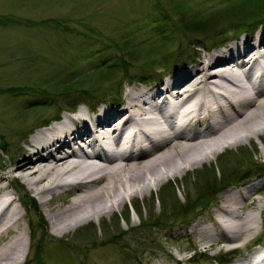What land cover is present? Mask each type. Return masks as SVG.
Returning a JSON list of instances; mask_svg holds the SVG:
<instances>
[{"label":"bare ground","instance_id":"obj_1","mask_svg":"<svg viewBox=\"0 0 264 264\" xmlns=\"http://www.w3.org/2000/svg\"><path fill=\"white\" fill-rule=\"evenodd\" d=\"M125 102L94 115L83 109L66 115L33 134L20 157L2 165L0 264H22L30 251L29 213L22 214L16 192L9 191L12 182L26 185L49 218L52 234L64 237L164 185L172 173H184L260 135L264 29L255 36H231L223 50L204 55L162 86L128 91ZM248 178L255 180L221 196L216 224H194L192 233L205 245L248 241L249 232L258 231L254 213L241 211L264 187V177ZM60 196L70 197L56 203ZM248 259L236 263L264 264V248Z\"/></svg>","mask_w":264,"mask_h":264},{"label":"rangeland","instance_id":"obj_2","mask_svg":"<svg viewBox=\"0 0 264 264\" xmlns=\"http://www.w3.org/2000/svg\"><path fill=\"white\" fill-rule=\"evenodd\" d=\"M156 1L0 0V16H3V18L7 17L15 22L21 19L52 20L53 23L51 24H56L55 22L62 23L71 28L77 27L81 33L96 31V33L99 32L104 36L99 38L95 34V36L88 35L80 39L83 36L62 34L52 29L53 27L40 30L36 27L30 28V26L15 22H13V25L12 23L0 25V89L20 85L33 86L41 82L40 79L60 74L59 69L62 71L61 75L63 77L72 75L75 71L91 74L94 68L100 64L101 59H109V56L103 58L97 53L100 50L103 38L113 37L119 40L129 32H134L136 34L131 33V36L134 37L136 43H145V49L148 50L155 45H160L153 39L157 41L161 36L157 35L158 32L151 31L153 27L150 25L152 17L159 19L158 10H163L161 7L157 8ZM162 1L164 3L168 2V0ZM180 1L187 2L192 10V15L200 11L201 16H203L212 11L214 13L224 10L225 5L234 0ZM238 1L235 0V2ZM214 27L213 24L210 28L213 29ZM166 29L169 30L170 27L166 25L164 31ZM232 30L234 29H231L228 33L229 38L235 35ZM164 31L161 30L160 32ZM207 33V28H203L202 31H195L191 35L192 39L198 41V43L205 40L202 47L200 45L190 46L188 40L183 39L178 32L172 35L174 42L171 45L172 51L177 47L178 49L181 48L187 58L182 55L179 63L175 64L177 67L174 66V68L172 63L167 65L166 68L160 64L157 73H161L166 78V76L174 73L175 68L180 69L184 65L189 68V63L193 64L204 55L214 52L217 50H214V48L223 46L228 40L227 34L226 38L219 34L218 36L221 39L215 44L204 39ZM252 34H254V31L249 33V35ZM164 48L168 49L165 46ZM150 54L153 55V53H145L143 54L145 56L143 60L132 63L135 64V66L129 68L132 79L124 80L122 86L118 83L124 75L116 76V78L104 82L103 87L100 89L99 84H95L96 87H93V92L91 91L85 96L83 93L78 95L75 92L79 98L76 106L70 110L66 108L69 103L68 97L63 96L62 92L50 96L51 99H54V103H52L50 109H45V111L33 108L28 101L30 100L29 96L20 95L13 98L5 96L9 93H0V172H4L5 164L14 162L15 159L20 157L19 150L25 148L27 141L33 134L43 129L42 125H52L54 117L63 118L70 115L69 112L76 113L81 109L90 110L93 113L114 106L115 104L109 102H99L97 105L92 106L88 102V100H97L98 97H101L102 92L99 91L102 88H111L112 82L116 85L115 88H119L117 89L120 91L119 101L123 103L122 107H124L128 91L144 85L137 81V77L143 70H147V68L142 69V64L147 62ZM118 55L119 51L117 52ZM155 55L156 52L151 57L152 60L154 59L157 63L163 61L162 51L156 57ZM166 70L169 72L167 73ZM64 79L66 80V77ZM145 84L151 87L156 86V83H152L154 85ZM87 87L91 88L92 86L89 84ZM260 131V135L254 134L249 140L245 138L244 142L228 147V150L222 151L220 156H216L202 165L191 167L181 174L172 173L166 179L164 185L155 187L150 192H145V195L140 193L133 198H129L124 206L116 209L113 214L102 216L101 219L95 218L82 227L71 230L64 237L52 234V227L45 211L41 205L40 208L38 207V200L23 184L28 190L29 197L34 198L41 212V218H38L35 213L30 214L29 217L27 216V223L30 222L27 225L30 232V235H28L30 251L22 264H40V258L33 249L34 244L38 242L46 246L42 257L43 264H220L218 257H223L222 255L229 258V261L224 264H237L236 260H248L246 258L253 255L256 250L264 248V187L246 200L247 203L243 206V210H240L243 214L254 213L256 216L258 231L251 234L249 232L251 239L248 241H244L245 238L235 242L229 241L225 247L219 244V241H213L211 245H205L199 239V236L189 232L188 229L184 230L185 226L182 227L183 224L170 225L175 221L168 223L171 217L164 220V215L168 218V214L172 215L174 208L179 211L178 209L182 208L186 202L189 203L187 209H190V211L188 212H193L194 207L207 203V205L209 204L207 211L195 218L192 217V214L188 217V220L197 219L196 223H199L206 219L205 222L209 221L216 224L217 215L214 214V210L220 205L221 196L234 188L226 189L227 191L221 188L220 183L224 177H230L234 172L242 174L248 171L249 168L243 163L241 164L243 159L250 162L251 157L255 162L264 163V131ZM1 167L4 169L2 170ZM9 191L14 192L10 188ZM159 195L165 199L169 213L162 212V207L156 201ZM15 197L19 199L21 205L24 203L21 199L22 196L17 192ZM64 197L60 196L56 203L64 201ZM137 206H140L141 209L139 210ZM23 209L20 207L22 214H27L26 210ZM127 210L129 211V217L125 219ZM182 217L180 216L176 220ZM157 223H162L161 227H156ZM191 230L192 228H190ZM257 239H260L257 242L261 244L259 246H255ZM253 246H255L252 248L253 252L250 250V254L246 253V250ZM141 248L146 249L143 257L137 260L135 256L141 254Z\"/></svg>","mask_w":264,"mask_h":264},{"label":"trees","instance_id":"obj_3","mask_svg":"<svg viewBox=\"0 0 264 264\" xmlns=\"http://www.w3.org/2000/svg\"><path fill=\"white\" fill-rule=\"evenodd\" d=\"M156 3L158 4L157 8L161 7L163 10H158L159 19L152 17L153 19L150 20L151 22V31L158 32L157 35L161 36L159 40L153 39L156 43H160V45H155L156 48L151 49H145L144 45L145 43H136L135 39L132 34H136L134 32H129L127 35L122 36L119 40L117 38H108L101 41V47L100 50L97 52L98 55L105 58V56H109V59L112 60H100V64L94 68L91 74H85L86 72H79L75 71L72 75L64 76L61 75L62 71L59 69L60 74H54L52 76H49L45 79H40L41 82L36 83L35 85H20V86H11L10 88H4L0 89V93H9L5 96H29L30 98L29 103L32 105L33 108H37V110H44L50 109L52 103H54V99H51L50 96H55L57 92L61 93L63 96H67V100H69V103L67 105V109L70 110L73 107L76 106L78 98L81 93L83 95L89 94L91 91L93 92V87L95 88V84H99V89L103 87V83L107 82L108 80H112L116 76H122L124 75L123 79L118 83V85L122 86L124 80H131L129 73V68L135 66L132 63H136L139 60H143L145 56L143 54L145 53H153V55L156 52L155 57L158 53L162 51L163 53V61L160 63L155 62V60H152V56L150 54L149 59L146 63L142 64L143 70L141 73H139V77H137V81L139 82H148V81H157L161 80L163 77L161 73L158 72V65L161 64V66L167 67V65L171 64L173 65V68L175 64L179 63V59L182 57V55H185V52L178 47L172 51V44L173 39L172 35H175L177 32L180 34V36L188 40V43L190 46H201L204 44L205 40L196 42L192 39L191 35L195 31H199L203 28H207V35L204 36V39L210 42H214L215 44L220 41L219 34L224 38L227 37L228 33H230L231 29H234L232 31L235 32V35H240L242 33H250L253 32L256 28L259 26H264V0H239L238 2L230 1L229 4L225 5L224 10L209 13L206 15H202V13L199 11L195 12L192 15V10L190 9L187 2H183L180 0H168V2H163L162 0H157ZM214 7V6H213ZM165 10V11H164ZM52 20H18L13 21L8 19L7 17L3 18V16H0V25H8L9 23L13 22L17 24H25L27 26L36 27L37 29L47 28V29H55L59 33L62 34H73L80 37V39H83L84 37H87L88 35H94L97 34L98 37H102L103 35L101 33H96V31H90L91 33L84 31L83 33L79 32L77 27L71 28L70 26H66V24L57 23L51 24L52 22H47ZM220 23V25H219ZM214 24L215 27L212 29V25ZM217 24V25H216ZM166 25L170 27L169 30H165ZM60 29V30H58ZM194 29V30H193ZM163 30L164 32H160ZM227 34V35H226ZM104 37V36H103ZM228 35V40H229ZM227 40V41H228ZM204 41V42H203ZM162 45V46H161ZM165 47H168L166 50ZM171 46V47H170ZM174 46V45H173ZM159 48V49H157ZM119 51V55L117 56V52ZM147 51V52H146ZM182 51V52H181ZM187 58V56H186ZM130 60V62H129ZM132 61V62H131ZM148 64V66H146ZM168 73L169 71L166 70ZM80 73V74H78ZM66 77V80L64 79ZM71 77V78H70ZM70 78V79H67ZM98 81V82H97ZM91 84V88L87 87V85ZM114 82H112L111 88H102L101 91L102 95L101 97H98L97 100H88V102L95 106L99 102H109V103H117L120 99V91L117 90L119 88H115ZM78 94L76 95L75 94ZM9 99V98H8ZM66 102V101H65ZM245 165L249 168L248 171L242 174H236V172L232 173L229 177H224L223 181L220 183L222 185L221 188H225L230 184H234L237 181H240L241 179L245 178L246 176L250 175L253 172H261L264 171V163L263 162H255L253 161V158L250 157V162H247V160L243 159L241 164ZM209 182V181H208ZM206 182V183H208ZM217 183V182H216ZM205 186L207 184H204ZM220 187V186H219ZM23 190L24 187L22 186ZM23 199L22 205L25 208L26 211H28L30 214H38V207L35 203V201L29 197V195L21 194ZM156 201L159 202L160 207H162V212L164 211L167 213V203L163 196L159 195L156 198ZM206 201V200H205ZM189 206V203H185L182 208L178 209L174 208V211L172 212V215L168 214L169 217L167 218L166 215H164V220H168L170 217V220L168 223H172L175 221V224H185L186 222H189L188 217L193 214V218L197 217L198 215H201L203 212L207 211L209 204L207 203L194 207L193 212H188L190 209H187ZM140 206H137L139 208ZM177 207V206H176ZM136 209V207H135ZM199 210V211H198ZM176 211V212H175ZM198 211V212H197ZM201 211V212H200ZM127 210V216L125 215V219L129 217ZM180 212V213H179ZM163 213V214H165ZM169 213V212H168ZM183 216L181 219H179L181 222H178L179 220H176L178 217ZM175 219H174V218ZM187 218V219H186ZM183 219V220H182ZM186 219V220H185ZM162 223H157L156 227H161ZM167 226V225H165ZM46 246L39 243L34 244V251L35 254L40 258V264H43V253L45 252ZM145 249H142V252L139 256H135V259H139L140 257H143V253L145 252ZM131 250V248H130ZM138 252V250H136ZM140 251V250H139ZM142 255V256H141ZM226 257H220V260L226 261Z\"/></svg>","mask_w":264,"mask_h":264}]
</instances>
